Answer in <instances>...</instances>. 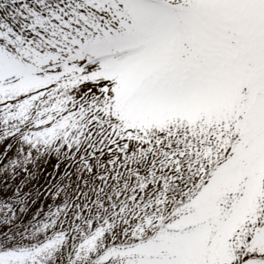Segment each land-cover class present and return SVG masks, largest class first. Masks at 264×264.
Instances as JSON below:
<instances>
[{
	"label": "snow or ice",
	"instance_id": "1",
	"mask_svg": "<svg viewBox=\"0 0 264 264\" xmlns=\"http://www.w3.org/2000/svg\"><path fill=\"white\" fill-rule=\"evenodd\" d=\"M33 17L30 36L0 28V127L79 149L84 186L110 188L70 217L69 264H264V0ZM58 223L0 239V264H43L71 236Z\"/></svg>",
	"mask_w": 264,
	"mask_h": 264
},
{
	"label": "rangeland",
	"instance_id": "2",
	"mask_svg": "<svg viewBox=\"0 0 264 264\" xmlns=\"http://www.w3.org/2000/svg\"><path fill=\"white\" fill-rule=\"evenodd\" d=\"M0 1V28L16 30L17 22L10 14H17L9 11L11 1ZM57 1L54 0L52 4ZM78 2L63 0L61 5L75 7ZM38 14L49 16V9ZM25 22L33 23L34 18L31 16ZM23 31L30 36L28 31ZM11 128V124L0 127V239L37 243L51 235V229L46 231L42 226H47L50 219L58 217L60 223L57 230L66 228L71 236L50 255L44 254L42 262L69 264L74 243L71 237L76 234L71 229L70 217L79 212L82 222L86 220L96 207V202L107 198L110 188L98 192L94 184L84 186L80 179V163L76 159L79 149L74 147L70 151L56 141L41 140L33 144L25 139L27 128L16 131ZM85 204L89 206L85 207ZM82 264H89V261Z\"/></svg>",
	"mask_w": 264,
	"mask_h": 264
}]
</instances>
